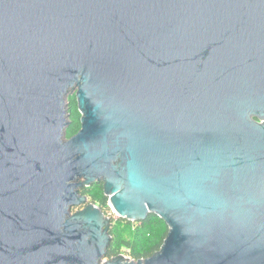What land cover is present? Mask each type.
<instances>
[{
  "label": "water",
  "instance_id": "obj_1",
  "mask_svg": "<svg viewBox=\"0 0 264 264\" xmlns=\"http://www.w3.org/2000/svg\"><path fill=\"white\" fill-rule=\"evenodd\" d=\"M263 120L264 0H0V264H264Z\"/></svg>",
  "mask_w": 264,
  "mask_h": 264
},
{
  "label": "trees",
  "instance_id": "obj_2",
  "mask_svg": "<svg viewBox=\"0 0 264 264\" xmlns=\"http://www.w3.org/2000/svg\"><path fill=\"white\" fill-rule=\"evenodd\" d=\"M68 100L71 122L67 135L71 137L81 128V113L76 95H70ZM80 192L87 195L91 202L99 205L107 213L109 197L105 195L103 182L81 187ZM168 232V224L155 213L149 214L146 219L140 221H131L122 217L112 219L110 226L112 241L107 257L113 258L120 254H128L136 261L146 259L160 250Z\"/></svg>",
  "mask_w": 264,
  "mask_h": 264
},
{
  "label": "rangeland",
  "instance_id": "obj_3",
  "mask_svg": "<svg viewBox=\"0 0 264 264\" xmlns=\"http://www.w3.org/2000/svg\"><path fill=\"white\" fill-rule=\"evenodd\" d=\"M90 202H91V200L89 199V202L88 203H90ZM82 207H84V205L81 206V207L74 208L73 211H75L77 209H80ZM106 214L109 215L111 217V219H115V218H118L119 217L118 213L114 210V208L112 206H110V203H109V210H107V213ZM124 255H125L126 258H131L128 254H124Z\"/></svg>",
  "mask_w": 264,
  "mask_h": 264
},
{
  "label": "flooded vegetation",
  "instance_id": "obj_4",
  "mask_svg": "<svg viewBox=\"0 0 264 264\" xmlns=\"http://www.w3.org/2000/svg\"><path fill=\"white\" fill-rule=\"evenodd\" d=\"M257 120H258V121H262L261 119H258V118H257ZM263 121H264V120H263Z\"/></svg>",
  "mask_w": 264,
  "mask_h": 264
}]
</instances>
